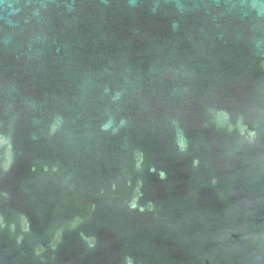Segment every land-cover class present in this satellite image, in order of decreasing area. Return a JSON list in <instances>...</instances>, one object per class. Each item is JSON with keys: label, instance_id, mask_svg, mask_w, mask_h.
Segmentation results:
<instances>
[{"label": "water", "instance_id": "water-1", "mask_svg": "<svg viewBox=\"0 0 264 264\" xmlns=\"http://www.w3.org/2000/svg\"><path fill=\"white\" fill-rule=\"evenodd\" d=\"M0 264H264V0H0Z\"/></svg>", "mask_w": 264, "mask_h": 264}]
</instances>
